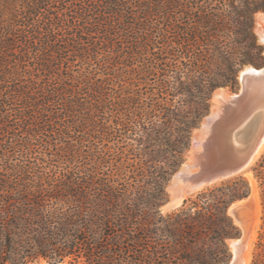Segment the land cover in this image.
Listing matches in <instances>:
<instances>
[{
  "label": "trees",
  "instance_id": "16d2710c",
  "mask_svg": "<svg viewBox=\"0 0 264 264\" xmlns=\"http://www.w3.org/2000/svg\"><path fill=\"white\" fill-rule=\"evenodd\" d=\"M259 12L264 0H0V264H225L242 175L159 207L212 91L264 65ZM252 170L264 218V153Z\"/></svg>",
  "mask_w": 264,
  "mask_h": 264
},
{
  "label": "water",
  "instance_id": "95a60500",
  "mask_svg": "<svg viewBox=\"0 0 264 264\" xmlns=\"http://www.w3.org/2000/svg\"><path fill=\"white\" fill-rule=\"evenodd\" d=\"M246 66L253 68L242 75V70ZM260 78L261 80L264 79V65L261 67H255L250 64L244 65L238 72L240 88L236 92L240 102H242L240 109L236 110L231 117L228 116L224 119L226 112L222 106L220 111L223 118L219 120H213L212 117H209L212 113V110H210L202 119L197 132L192 135L190 146L195 148L197 138L201 136L204 125L212 120L214 121H212L210 131H207L209 137L206 138L205 142L206 150L204 153L202 152L206 158L200 162L199 170L196 173L197 178L199 180L202 179L205 185L249 170L260 137L264 133V118L263 121H255L258 113L264 114V102L261 99L264 96V93H261L264 91V81L260 85ZM184 163L173 174L169 182V188H173L176 184L174 175L180 171ZM176 199V193L172 192L161 204L160 209L164 210L165 208L176 206ZM251 208V201L248 200L242 204L235 205L229 212L233 219L236 218L241 221L242 232L235 238L237 240L235 244L233 246L230 245L231 256L227 264H242L243 262V252H245L250 234Z\"/></svg>",
  "mask_w": 264,
  "mask_h": 264
},
{
  "label": "rangeland",
  "instance_id": "374dc122",
  "mask_svg": "<svg viewBox=\"0 0 264 264\" xmlns=\"http://www.w3.org/2000/svg\"><path fill=\"white\" fill-rule=\"evenodd\" d=\"M259 14H262L264 16V13L263 12H259L256 14L255 16V23H254V31H255V34L257 36V40L258 42L262 45L263 47V53H264V40L261 38V34H264V26H257V19L260 17ZM262 19V17H261ZM256 27H258V29H256ZM259 30V31H258ZM243 67V66H242ZM241 67V68H242ZM240 68V69H241ZM239 69V70H240ZM238 70V72H239ZM238 74V73H237ZM240 88V82H239V79H238V76H237V85H236V88L235 89H230L228 87H217L216 89H214L211 93V97H210V101H209V107H208V110L205 112V114L202 116V118L200 119L199 121V124L197 125V127H195L192 132H191V135H190V140H189V147L186 151V153L184 154L183 156V159L180 161V164L175 168L174 171H172L169 175V179L167 180V183H166V186H165V189H166V198L168 196L171 195L172 193V190L169 188V182L170 180L172 179V176L173 174L178 170V168L180 167V165L183 163V162H186V161H197L199 163L198 165V168L200 167V162L202 161V159H205L206 157L203 155L202 152H199V151H195L192 150L191 148V137L192 135L197 132V128L198 126L200 125L202 119L205 117V115L212 109H220L222 108V104L220 101H217L215 99H213V93L214 91L218 90V89H223V92L227 93V94H233V93H236L238 92ZM176 103V101L174 102ZM207 130H203L202 131V135L206 134ZM102 146V144H101ZM200 146V145H199ZM198 146V147H199ZM264 153V149L262 150V152L256 157L255 161L251 164L250 168H249V171L251 173V175L253 176V179H254V188H253V185L251 184L250 180L248 179V177H246L244 175V173H238V174H235V175H242L248 182H249V185H250V194L248 195L249 197L247 198V201L250 200L251 201V205H252V211H251V217H250V234H249V237H248V242H247V246H246V249H245V253L243 255V257L245 258L247 254V257H248V264H251L253 259L256 258V257H264V245L261 246V244H264V218L262 217L263 215V212H262V205H261V198H260V188H259V185H258V181L257 179L255 178L254 174H253V166L255 165V163L257 162V160L261 157V155ZM47 157V156H46ZM192 167V166H191ZM197 167H192L191 169H196ZM235 175H232V176H229V177H226V178H223V179H219L213 183H209V184H206L204 186H202L201 188L195 190V191H192L190 193H188L185 197H183L182 199V202H180L179 204H177L175 207H170V208H165L164 210H161L160 207H159V210L161 212V214L165 215L177 208H179L185 199L187 198H195L196 196V193L199 192V191H202V190H205L206 188L208 187H211L212 185H215V184H220L221 181H224V180H227V179H230L232 177H234ZM180 185H186L185 182L183 180L179 181ZM253 190L255 191L254 194L252 196H250L253 192ZM256 193V194H255ZM166 198L164 199V201L166 200ZM241 199V198H240ZM239 199L233 201L232 203L238 201ZM163 201V202H164ZM162 202V203H163ZM231 203V204H232ZM230 204V205H231ZM161 206V205H160ZM229 208L230 206L228 207V214L231 216V214L229 213ZM257 208V209H256ZM260 210V211H259ZM260 213V214H259ZM232 217V216H231ZM233 219V218H232ZM234 223L236 224V226L238 227V231H239V234L242 232V223L241 221L239 220V222H236L235 219H233ZM238 234V236H239ZM236 236V237H238ZM236 237H233V238H230L227 240V244H228V247H229V252H230V256H231V249H230V241L235 239ZM230 256H229V259H230ZM250 256V257H249ZM250 258V259H249ZM229 259L227 260V262L229 261ZM227 262L225 264H227ZM244 262V261H243ZM32 264L34 263H42V264H50L48 263L47 261L43 260V259H40L38 261H35V262H31ZM31 263H27V264H31Z\"/></svg>",
  "mask_w": 264,
  "mask_h": 264
},
{
  "label": "bare ground",
  "instance_id": "6f19581e",
  "mask_svg": "<svg viewBox=\"0 0 264 264\" xmlns=\"http://www.w3.org/2000/svg\"><path fill=\"white\" fill-rule=\"evenodd\" d=\"M259 16L260 17L257 19V26H264V16L262 14H259ZM261 17H262V19H261ZM256 29H258V27H256ZM259 36H261V38L264 40V34H261ZM252 68L253 67H250V66L244 67V69L242 70V75L246 74V72L249 69H252ZM263 81H264V79L261 80V78H260V83L259 84L262 85L261 83H263ZM261 93L263 94L264 91L261 92ZM213 99H215L217 101H220L222 106L224 107V111L226 112V116L224 115V119L227 118L228 116L231 117L236 110L240 109L241 103H242V102H240L239 96L236 93H233V94L230 95V94H227V93L223 92V89L216 90L215 93L213 94ZM261 99H263V102H264V96H262ZM221 113L222 112L220 111V109H212V113H211V115L209 117H212L213 120L214 119L219 120V119L223 118V115ZM263 118H264V114L260 112V113H258L256 115L255 121H257V122H260L261 120L263 121ZM212 121L210 123H208V124L204 123L205 125H204V128H202V129L204 131L207 130L209 132L210 128H211V124L214 122V121L213 122ZM208 135H209V133H207V132L204 135L201 134V136H199V138H197V143H196L195 148H192V150L195 149V151H199V152H203L204 153V151L206 150L205 149L206 148V143L205 142H206V138L209 137ZM263 149H264V133L260 137L259 144L257 145V149L255 150L254 156L252 157V163L255 161L256 157L262 152ZM203 160L204 159H202V161ZM198 165H199V163L197 161L196 162L195 161L194 162L193 161H186L183 164V166L180 169V171L177 172L174 175V178L176 179V184L174 185L173 188H170V189L172 190V192L176 193V195H177V199H176V204L175 205H177L180 202H182L183 197H185L188 193H190L192 191H195V190H197V189H199V188H201L202 186L205 185V182L202 181V179L199 180L197 178L196 173L199 170ZM191 166L192 167H197V168L193 170V169H191L192 168ZM244 174L246 175V177H248V179L250 180V182H251V184L253 185V188H254V186H255L254 179H253V176L251 175L250 171L246 170L244 172ZM181 180H183L186 185H184V186L180 185L179 181H181ZM254 192L255 191L253 190V192H252V194L250 196H252L254 194ZM246 201H247V198L234 202L231 205V207L229 208V212L233 209V207L235 205L242 204V203H244ZM235 221L239 222V220L236 219V218H235ZM236 241H237L236 239L231 240L230 241L231 246H233ZM244 253L245 252H243V255H244ZM247 255H249V254H247ZM247 255H246L245 258L242 257L243 261H244V262H242V264H248ZM35 264H40V263H35Z\"/></svg>",
  "mask_w": 264,
  "mask_h": 264
}]
</instances>
